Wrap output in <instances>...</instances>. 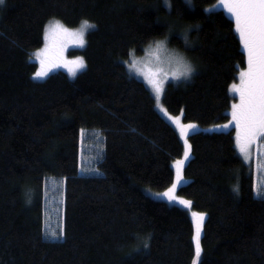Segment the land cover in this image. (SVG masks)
<instances>
[{
  "label": "trees",
  "instance_id": "obj_1",
  "mask_svg": "<svg viewBox=\"0 0 264 264\" xmlns=\"http://www.w3.org/2000/svg\"><path fill=\"white\" fill-rule=\"evenodd\" d=\"M217 1L170 0L168 9L162 0H4L0 264H192V210L207 214L199 264H264V197L255 196L253 165L239 156L233 130L188 135L185 183L176 193L191 211L147 194L171 186L184 145L124 60L170 37L195 70L190 80L167 84V111L202 127L227 122L236 100L230 85L247 63L234 20L208 11ZM56 20L96 26L75 52L86 68L74 78L58 71L36 81L30 57ZM81 130L103 138L97 175L80 172ZM48 178L64 181L63 239L44 235Z\"/></svg>",
  "mask_w": 264,
  "mask_h": 264
},
{
  "label": "snow or ice",
  "instance_id": "obj_2",
  "mask_svg": "<svg viewBox=\"0 0 264 264\" xmlns=\"http://www.w3.org/2000/svg\"><path fill=\"white\" fill-rule=\"evenodd\" d=\"M3 3L4 0H0V5ZM218 3L233 17L235 31L239 34V42L246 53L247 67L239 71V83L230 85V91L238 95L239 101L231 105L232 119L223 127L235 125L236 145L240 153L247 159L251 145L258 139H264V0H218ZM95 27L87 20L82 21L78 29H69L58 20L50 21L44 31L45 46L36 53L40 67L35 71L34 78L43 79L55 67H64L70 75L76 76L77 72L86 67L84 59L78 57L75 60H67L63 55L64 49L69 42L83 47L86 43V32ZM184 41L187 44L188 37L186 34ZM161 43L156 42L158 49ZM137 63L133 59L129 67L136 68ZM175 64L176 70L171 73L174 79L191 77L194 68L184 58H177ZM167 75L168 73L162 68L145 74L158 106L164 92V79ZM165 115H167L166 110ZM168 118L175 124L180 136L185 138L184 159L175 161V180L166 191L157 195L165 197L169 202L190 208L192 202L179 198L175 193L177 186L183 181V166L189 157L191 147L186 137L196 125L182 124L180 116H169ZM83 135L84 132L81 130V136L83 137ZM234 191H238V189H234ZM257 195L264 197V189L258 191ZM27 202H31L30 198ZM192 218L195 228L193 235L195 254L192 264H199L202 255L201 232L204 213L193 212ZM62 236L63 231L59 234L51 233L53 239H59ZM144 246L147 247L148 245L145 244Z\"/></svg>",
  "mask_w": 264,
  "mask_h": 264
},
{
  "label": "rangeland",
  "instance_id": "obj_3",
  "mask_svg": "<svg viewBox=\"0 0 264 264\" xmlns=\"http://www.w3.org/2000/svg\"><path fill=\"white\" fill-rule=\"evenodd\" d=\"M162 1H163V4L169 9L170 8V0H162ZM186 1H188L189 3L191 2V0H186ZM217 9H222L228 17H230L232 20H234L233 17L231 16V14H229L227 12V10L224 9L223 6L218 3V1L216 3H214L212 6H210L208 8V11H213V10H217ZM80 26H81V24L78 27H74V28L68 27V28L69 29H78V28H80ZM91 30L92 29L88 30L85 34V41L86 42H87V35H88L89 31H91ZM238 36H239V34H238ZM169 40H170V37L158 38V39L154 40L153 42L149 43L148 45H146L144 47L143 53L140 55H137L134 51H132L129 54L128 58L126 60H124V65H125L127 71L132 76L139 79L140 81H142L147 86V88L150 90L153 98H154V93H152V91H151V86L148 84V82L145 78V74L148 72H154L159 68L164 69L168 73L167 77L164 79V85H163L164 86V92L161 96L159 106L157 105V102L154 98L155 108L159 112V114L176 129L183 145L185 142V138L180 136L179 130L176 128L175 124L168 118L169 116H180L182 124H194V125H196V127L194 129L189 131L188 135L195 133V132H200V131H203V132H228V131L233 130L234 131V139H235V137H236L235 125L232 124V125H229V127H226V128L223 127V125L228 124V122L232 119L231 109L229 110L230 119L227 122L212 125L209 127H202L196 123H185L183 121L182 114L172 115L167 111V109L165 108L164 103H163V97L165 94V89H166L167 84H169L170 82L171 83H180V82L188 81L191 79V77L193 75L192 74L191 77L188 79H185L184 77H180L179 79H174L172 77L171 73H172V71L176 70V64H175L176 59L179 57L184 58L188 63H190L192 65V67L195 70L194 62L190 58V56H188L187 53L177 49V47L173 46L169 42ZM156 42H162L159 49L156 47ZM44 46H45V40H44L43 45L40 48H38L37 50H35L30 57V61L37 63L39 67H40V63H39V59L36 56V53L39 50L43 49ZM85 47H86V43L83 47H80L77 44L69 42L64 49L63 55L67 60H75L78 57H82L84 59V57L81 54H76L75 52L81 51ZM242 49H243V46H242ZM243 51H244V49H243ZM133 59H135L138 62L136 68H130L129 67V64L131 63V61ZM84 62H85V60H84ZM85 65H86V63H85ZM84 69L77 72L76 76L80 72H82ZM58 71H63L65 73H67L70 78L76 77V76L70 75L68 70L64 67H55L43 79H36V78H34V75L32 78L36 81H42V80H45L47 77H49V75H51L52 73L58 72ZM235 83H239V74H238V80ZM230 94H231V96H233L236 99L234 101V103H237L239 101L238 95H236L235 93H232L231 91H230ZM165 110L167 112V115H165ZM188 135L186 138H187L188 144L190 145ZM80 145H81L80 146V168H81L80 172H81V174H83V175H97V174H99V172L97 170V163L99 162L101 154L103 152V138H102V136L97 131H84L83 137L81 136V144ZM235 145H236V139H235ZM236 149H237L239 156L244 161V163H246L247 165H250V164L253 165L254 182H255V196L256 197H262V196L257 195V192L264 189V139H258L256 142H254L251 145L250 150H249L250 154H249V157L247 159H245L243 154L240 153L237 145H236ZM189 157H190V154H189ZM189 157L187 160H185L183 169H184L186 163L188 162ZM184 183L185 182H181L179 185H182ZM164 191H166V190H164ZM164 191L148 190L147 194L156 200L164 201L170 205H177V206L183 207L184 209H187L183 205H180V204L175 203V202H169V201H167V199L165 197L157 195V194L163 193ZM175 195H177V193H175ZM179 198H182V197H179ZM42 200H43V212H44V226H43V228H44L45 237L50 239V240L51 239L57 240V239H53L51 237V233L55 232V233L59 234L61 231H63V236L59 238V239H63V237H64V202H65L64 181L61 179H57V178L46 179L44 181V184H43ZM188 209H189V211H191L192 206ZM193 212H194L193 210H192V212H189V215H190L192 221H193V218H192ZM206 219H207V214L204 213L203 227H204V222L206 221ZM202 232H203V229H202ZM202 232H201V234H202ZM46 233H48V235H46Z\"/></svg>",
  "mask_w": 264,
  "mask_h": 264
}]
</instances>
